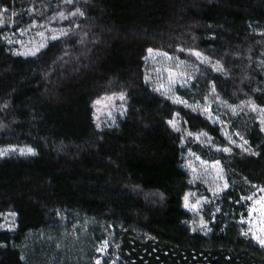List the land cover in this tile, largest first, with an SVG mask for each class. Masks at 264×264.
Listing matches in <instances>:
<instances>
[{
  "label": "trees",
  "instance_id": "16d2710c",
  "mask_svg": "<svg viewBox=\"0 0 264 264\" xmlns=\"http://www.w3.org/2000/svg\"><path fill=\"white\" fill-rule=\"evenodd\" d=\"M34 21L67 32L11 53L5 33ZM150 52L192 67L178 101L147 80ZM115 92L125 112L98 127L93 103ZM207 97L237 144L192 105ZM188 152L227 179L200 216ZM260 188L264 0H0V264H264L241 222Z\"/></svg>",
  "mask_w": 264,
  "mask_h": 264
},
{
  "label": "rangeland",
  "instance_id": "374dc122",
  "mask_svg": "<svg viewBox=\"0 0 264 264\" xmlns=\"http://www.w3.org/2000/svg\"><path fill=\"white\" fill-rule=\"evenodd\" d=\"M35 12L34 9H29V14ZM37 12L40 13L42 11L38 9ZM1 15L3 18L4 11ZM60 17L64 18L65 16L61 14ZM3 25H7V23L2 22L1 26ZM9 25L12 26V22ZM66 32V28L34 21L32 24L16 31L10 30L6 32L3 39L11 53L32 56L44 48L48 41L56 39ZM208 63L214 66L213 63L211 64L209 61ZM147 67V80L154 89L175 101L179 100L176 89L182 88L191 81L192 67L189 64L172 60L169 56L160 52L149 53ZM210 100L207 97L203 107L198 103H192V105L195 109H200L201 112H204L211 120L223 123L224 135L232 145L237 144L233 134L228 130L229 123L222 116L217 117L214 115V110L216 109L212 101L214 99ZM184 104L186 103L184 102ZM125 109L126 96L123 92L105 94L93 103V120L98 127L102 124L103 126L113 125L117 118L123 116ZM232 112L233 114L236 113L233 108ZM172 126L176 129L180 128V120L175 118ZM194 139L196 142L207 146V148L220 149L211 144L209 138L206 136L205 139L204 136H196ZM211 158L209 156L204 158L200 154L188 152L185 160V168L190 175L193 189L184 197V206L199 216L203 212V207L209 201L203 195V192L207 191L212 195H216L227 186L223 166ZM242 200L246 203L247 208V215L241 220L245 225V233L263 246L264 243H261V241H264V188L257 189ZM193 225L198 230L205 231L207 229L205 223L201 221H195Z\"/></svg>",
  "mask_w": 264,
  "mask_h": 264
},
{
  "label": "snow or ice",
  "instance_id": "6c2138e0",
  "mask_svg": "<svg viewBox=\"0 0 264 264\" xmlns=\"http://www.w3.org/2000/svg\"><path fill=\"white\" fill-rule=\"evenodd\" d=\"M261 243H264V241H261Z\"/></svg>",
  "mask_w": 264,
  "mask_h": 264
}]
</instances>
